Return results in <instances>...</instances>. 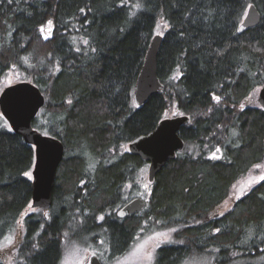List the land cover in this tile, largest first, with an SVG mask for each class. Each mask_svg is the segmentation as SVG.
Here are the masks:
<instances>
[{
	"label": "trees",
	"instance_id": "16d2710c",
	"mask_svg": "<svg viewBox=\"0 0 264 264\" xmlns=\"http://www.w3.org/2000/svg\"><path fill=\"white\" fill-rule=\"evenodd\" d=\"M251 4L260 23L240 34ZM157 34L164 92L137 108L133 86ZM9 76L44 94L32 126L64 155L51 206L24 214L34 148L0 115V251L16 245L0 264H59L74 226L110 262L158 231L170 240L155 264H264V179L223 209L264 159L254 96L264 86V0H0V91ZM173 116L189 118L184 148L149 183L128 143ZM136 194L145 208L116 218Z\"/></svg>",
	"mask_w": 264,
	"mask_h": 264
},
{
	"label": "water",
	"instance_id": "95a60500",
	"mask_svg": "<svg viewBox=\"0 0 264 264\" xmlns=\"http://www.w3.org/2000/svg\"><path fill=\"white\" fill-rule=\"evenodd\" d=\"M246 13L237 28L240 34L256 28L260 23V15L253 4L247 8ZM161 42L162 36L159 34L151 39L136 77L132 100L137 108H142L151 96L164 92V87L157 77V55ZM257 101L264 110V86L258 92ZM44 104V94L31 81L11 83L0 91V115L15 134L34 148L30 204L33 210L51 206L56 172L64 155V146L59 139L45 135L32 126ZM188 123L189 118L186 116L167 118L160 121L148 134L128 143L129 153L148 163L149 183L153 182L160 170L184 148V142L178 133L180 128ZM145 206L144 199L135 197L120 207L115 216L118 219L128 218L141 212ZM90 264L101 263L97 257H93Z\"/></svg>",
	"mask_w": 264,
	"mask_h": 264
},
{
	"label": "rangeland",
	"instance_id": "374dc122",
	"mask_svg": "<svg viewBox=\"0 0 264 264\" xmlns=\"http://www.w3.org/2000/svg\"><path fill=\"white\" fill-rule=\"evenodd\" d=\"M6 81L7 82L9 81V83H15L13 82L14 79L12 76L7 77ZM259 90L260 89H258L255 92L254 95L255 98H258ZM145 172L147 179V168ZM261 177H264V159L261 162V164L257 166H253L247 174L239 178L234 183V185L232 186L230 198L229 200H227V202L224 203L223 209H227L230 206L232 200L241 197L255 183L262 180ZM137 192L139 193L138 190ZM30 211H33V209L29 207V210L27 209L24 212V214L29 213ZM77 222H80V220H77ZM79 229H80L79 226H74L70 231V234L67 237H65L63 254L59 264H90V261L93 257H97L100 260V263L102 264H155L154 261L157 255V249H158L157 247L162 243H166L170 240V232L160 231V232H166L167 238H165L164 236L161 235V233L157 234L158 231L157 232L150 231V233L146 235L138 236L134 240L133 245L130 247L129 251H127L123 256L119 257L118 259L110 262L108 260V257L106 258V255L103 251L92 248V246L90 245H84L85 240L78 237L80 235ZM14 236H16V234ZM15 240H16L15 237L14 238L11 237L5 242V244H9L10 242L14 243ZM148 252H151L152 254L151 261H149L146 258ZM8 259L10 258L8 257ZM183 264H210V263L208 260L205 261L204 258L198 260L191 258L189 259L188 262Z\"/></svg>",
	"mask_w": 264,
	"mask_h": 264
},
{
	"label": "flooded vegetation",
	"instance_id": "af4514ba",
	"mask_svg": "<svg viewBox=\"0 0 264 264\" xmlns=\"http://www.w3.org/2000/svg\"><path fill=\"white\" fill-rule=\"evenodd\" d=\"M135 197H139V196L138 195H135L132 198H135ZM15 246L16 245H14V246L13 245L6 246L3 249H1V251H0V261H3L4 263L10 261V259H8V257L9 258H12L13 254H14Z\"/></svg>",
	"mask_w": 264,
	"mask_h": 264
},
{
	"label": "snow or ice",
	"instance_id": "6c2138e0",
	"mask_svg": "<svg viewBox=\"0 0 264 264\" xmlns=\"http://www.w3.org/2000/svg\"><path fill=\"white\" fill-rule=\"evenodd\" d=\"M136 7H139V5L137 4ZM249 7H251V5H249ZM245 15H247V13H245ZM49 23H51V22H49ZM217 99H218V98H217ZM217 151H219V149H217ZM26 175H29V178H30V174L26 173ZM261 179H264V177H261ZM101 219H103V218H101ZM161 235L164 236L165 238H167V234H166V233H161ZM157 246H158V245H157ZM146 258H147L149 261H151V259H152V254H151V252H148V253H147Z\"/></svg>",
	"mask_w": 264,
	"mask_h": 264
},
{
	"label": "bare ground",
	"instance_id": "6f19581e",
	"mask_svg": "<svg viewBox=\"0 0 264 264\" xmlns=\"http://www.w3.org/2000/svg\"><path fill=\"white\" fill-rule=\"evenodd\" d=\"M164 120V119H163ZM162 121V120H161ZM120 220V219H119Z\"/></svg>",
	"mask_w": 264,
	"mask_h": 264
}]
</instances>
